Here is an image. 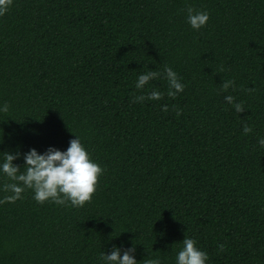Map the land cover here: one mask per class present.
<instances>
[{"label":"trees","instance_id":"obj_1","mask_svg":"<svg viewBox=\"0 0 264 264\" xmlns=\"http://www.w3.org/2000/svg\"><path fill=\"white\" fill-rule=\"evenodd\" d=\"M189 7L210 14L199 30ZM166 67L184 84L175 97ZM4 102L0 156L66 151L78 135L103 173L77 207L31 189L6 201L0 174V264H103L133 246L139 264H175L185 236L208 264H264V0H13Z\"/></svg>","mask_w":264,"mask_h":264},{"label":"clouds","instance_id":"obj_2","mask_svg":"<svg viewBox=\"0 0 264 264\" xmlns=\"http://www.w3.org/2000/svg\"><path fill=\"white\" fill-rule=\"evenodd\" d=\"M13 0H0V16H4L12 5ZM210 14L207 11H194L187 8V23L196 30L205 26ZM165 77L169 84L168 95L175 97L177 93L184 90L178 74L170 67L164 69ZM158 76V73L147 71L138 75L135 87L143 89L148 82ZM233 84V81H225L222 91ZM162 93L152 90L147 98L159 100ZM145 97L138 96L136 100L142 101ZM224 100L232 104L237 113L244 110L241 103H235L234 97L225 95ZM167 111V105L164 106ZM9 105L7 102L0 104V113H7ZM243 131L248 133L251 129L245 125ZM257 143L264 148V137H259ZM24 161L23 171L21 167L14 163L18 158ZM103 169L93 161L89 152L81 142V138L75 135L70 141V146L66 151H61L55 147H49L41 153L36 148H31L27 152H2L0 156V174L7 177L8 183L2 185V190L11 193L4 199L9 202L21 198L25 189H31L34 193L33 199L38 203L52 201L59 205L70 202L73 207L82 206L90 201L96 191L98 177L102 175ZM182 248L177 252L175 264H208L209 255L196 246V241L185 236L182 241ZM224 246L221 244L220 248ZM135 246L129 247L121 252L119 247H115L111 253H103V264H139L135 258ZM143 264H162L159 257H152L143 261Z\"/></svg>","mask_w":264,"mask_h":264}]
</instances>
